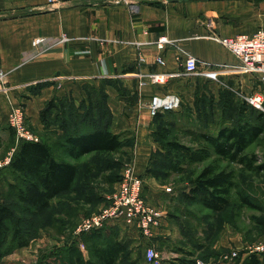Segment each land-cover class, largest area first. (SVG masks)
Returning <instances> with one entry per match:
<instances>
[{"label": "crops", "instance_id": "0c3cea01", "mask_svg": "<svg viewBox=\"0 0 264 264\" xmlns=\"http://www.w3.org/2000/svg\"><path fill=\"white\" fill-rule=\"evenodd\" d=\"M259 28H264V0H0V68L6 72L0 132L18 104L28 127L38 133L48 99L69 95L78 103L86 96L85 84L102 83L112 113L109 128L133 133L131 163L142 174L153 145L151 95H182L193 76L181 74L177 57L195 56L194 75L232 81L241 90L228 89L241 99L261 90L259 78L241 72L237 57L208 35L250 34ZM161 34L173 43L159 51L155 42ZM158 55L164 64L156 61ZM151 72L175 75L152 83L146 77Z\"/></svg>", "mask_w": 264, "mask_h": 264}, {"label": "rangeland", "instance_id": "374dc122", "mask_svg": "<svg viewBox=\"0 0 264 264\" xmlns=\"http://www.w3.org/2000/svg\"><path fill=\"white\" fill-rule=\"evenodd\" d=\"M188 82L189 87L180 94L182 103L179 108L165 112L163 118L154 123L151 118L150 122L153 145L141 174L144 193L150 202L165 211L159 232L151 244L159 253L158 264L177 263L185 250H192L201 263L234 264L236 258L219 260L220 253L236 249L241 256L248 245L264 235V171L231 164L236 185L231 189L230 202L222 211L214 212L197 199L189 200L184 195L193 176L206 161H188L184 149L174 144L198 150L199 132L214 133L223 124L256 121L258 112L249 108L241 112L237 109L238 104L235 106L231 99L225 97L221 90L229 87L241 90L230 80H205L197 74L189 77ZM260 89L264 93L262 84ZM227 102H231V108ZM4 129V133L0 132V202L9 205L15 217L20 219L21 234L27 243L19 246L12 231H9L2 246L0 264H60L65 258L74 255L87 260L91 256V234H78L75 229L85 216L106 203L107 196L116 188L119 174L127 165H132L133 133L129 131V144L121 150L83 156L80 159L82 171L73 188L55 197L47 209L32 213L16 200L6 186V178L12 177V174L3 167L21 139L13 129ZM53 138L57 142L53 147L55 154L64 157L60 139ZM247 151L253 152L257 163L264 159V131L249 145ZM84 182H87L85 188L82 187L85 196L80 197L76 189ZM167 185L172 186V191L165 193L164 186ZM240 196L247 197L258 207L251 208L243 204ZM9 226L13 229L14 222ZM117 235L128 252L121 264H150L145 258L148 244L137 232L123 228Z\"/></svg>", "mask_w": 264, "mask_h": 264}, {"label": "trees", "instance_id": "16d2710c", "mask_svg": "<svg viewBox=\"0 0 264 264\" xmlns=\"http://www.w3.org/2000/svg\"><path fill=\"white\" fill-rule=\"evenodd\" d=\"M84 89L86 96L78 103L69 95L48 99L39 113L43 128L36 133L38 139L20 140L3 167L12 174V177L6 178V186L16 200L32 213L47 209L55 197L73 188L79 172L82 171L80 159L83 156L96 152H116L129 144V131L115 133L109 128L112 113L106 103L104 84L95 86L87 83ZM221 91L235 106L238 104L239 111L247 108L257 111L256 121L243 120L238 124H223L214 133L199 132L198 150L174 144L184 149L183 153L188 161H206L193 176L184 195L189 200L197 199L205 208L214 212L222 211L230 202L231 189L236 185L231 164L264 171V159L257 163L253 152L247 151L249 145L264 131V112L240 99L230 89ZM231 102H227L230 108ZM173 111L156 113L152 117V123L161 120L165 112ZM53 137L60 139L64 157L55 154L53 147L57 142ZM130 140L132 143V138ZM140 176L143 177L141 174ZM120 178L121 173L118 181ZM86 184L87 182L81 183V187L76 189L80 197L85 196L82 187L85 188ZM239 198L248 207H258L245 196ZM12 222L15 226L10 229L9 224ZM122 229L117 224H105L100 228L79 233L91 234L90 258L84 260L80 255H74L65 258L66 262L60 264L123 263L128 252L117 235ZM9 231H12L19 246L26 245L27 241L21 234L20 219L15 217V212L9 205L0 202V256L3 254L2 246ZM184 253L175 264H198V257L192 250H185ZM239 255L240 252L234 264H263L262 258L256 253Z\"/></svg>", "mask_w": 264, "mask_h": 264}, {"label": "built area", "instance_id": "2783aa9c", "mask_svg": "<svg viewBox=\"0 0 264 264\" xmlns=\"http://www.w3.org/2000/svg\"><path fill=\"white\" fill-rule=\"evenodd\" d=\"M52 1V0H48ZM135 6L132 5V9ZM209 38L219 42L226 47L239 61V70L244 73L255 75L264 86V28H259L253 33H240L233 36H220L216 33L208 35ZM67 39L65 34L60 36V40ZM173 40L166 34L157 37L155 46L162 51L166 45L172 44ZM181 65V74L191 76L198 72V60L191 54H186L183 58L177 57ZM138 61L142 63L144 58L139 55ZM156 61L164 64V59L160 55L156 56ZM174 73H147V79L152 83H161ZM6 72L0 68V86L5 89ZM140 85L145 82L141 80ZM242 99L248 104L264 112V93L261 90H254L248 94H243ZM182 103L181 96L176 92H164L162 94L151 95L148 107L149 115L154 116L158 112L166 110H176ZM7 123L21 139L37 140V135L31 131L27 125L25 109L18 104L10 108L7 115ZM9 159V158H8ZM6 160L7 163L9 160ZM1 165V164H0ZM145 185L143 177L135 172L132 165H127L121 172V178L117 182L115 190L107 196V201L97 211L85 216L75 229L76 233L87 232L97 229L105 224H117L122 228H131L148 244L145 250V258L150 264H158L160 257L157 249L151 244V240L158 234L165 211L159 205L150 202L144 193ZM172 191V186H164V192ZM239 250L231 249L222 252L219 260H232L237 257ZM248 253L258 254L264 264V235L256 242L248 245L242 255ZM198 264H210L201 263Z\"/></svg>", "mask_w": 264, "mask_h": 264}]
</instances>
